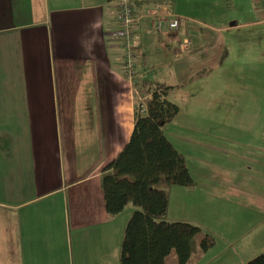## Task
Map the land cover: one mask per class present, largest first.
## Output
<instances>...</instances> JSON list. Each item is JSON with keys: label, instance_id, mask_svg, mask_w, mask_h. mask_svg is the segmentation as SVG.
Returning <instances> with one entry per match:
<instances>
[{"label": "crops", "instance_id": "0c3cea01", "mask_svg": "<svg viewBox=\"0 0 264 264\" xmlns=\"http://www.w3.org/2000/svg\"><path fill=\"white\" fill-rule=\"evenodd\" d=\"M253 2L134 0L137 67L172 84L168 97L186 104L162 129L186 157L189 189L202 196L194 207L169 197L167 218L235 227L215 264L264 252V81L224 74L249 72L255 59L264 65V11ZM162 6L180 17L178 30L155 28ZM117 28V0H0V264H119L130 210L106 211L101 174L129 138L139 97L124 75ZM75 98L68 119L59 99ZM206 99L238 102L259 121L250 123L252 137L201 133L194 114ZM207 251L194 241L192 260L200 264Z\"/></svg>", "mask_w": 264, "mask_h": 264}, {"label": "trees", "instance_id": "16d2710c", "mask_svg": "<svg viewBox=\"0 0 264 264\" xmlns=\"http://www.w3.org/2000/svg\"><path fill=\"white\" fill-rule=\"evenodd\" d=\"M209 71L203 68L194 77ZM136 72L139 87L148 97L137 102L129 138L101 174L104 206L110 215L120 213L130 202L136 206L123 229L119 264H167L173 249L177 263L187 264L201 227L190 220L168 219L167 212L172 186L191 187L195 180L185 155L162 129L180 107L168 97L172 84L150 78L139 68ZM214 242L211 233H202L200 252ZM246 264H264V252L251 256Z\"/></svg>", "mask_w": 264, "mask_h": 264}, {"label": "rangeland", "instance_id": "374dc122", "mask_svg": "<svg viewBox=\"0 0 264 264\" xmlns=\"http://www.w3.org/2000/svg\"><path fill=\"white\" fill-rule=\"evenodd\" d=\"M262 1L263 0H254L253 3L256 6L260 5L262 7V3H261ZM133 6H134V4H133ZM162 13L173 15V16L177 15L174 13V11L171 8L166 7V6H162L158 10H156V12L153 14L154 23H155L156 15L162 14ZM260 20L263 21L264 16H261ZM180 27H181V25L179 26V28ZM19 35L21 37V30L19 31ZM243 37L247 38L246 39L247 42H256L257 41V37H256V34L254 32H251L250 34L245 32V33H243ZM117 40L119 41L118 38H117ZM119 43H120V41H119ZM120 46L122 47L121 44H120ZM4 47L7 48L6 46H4ZM122 49H123V52L125 54V50L123 47H122ZM124 63H125V60L123 62V65H124ZM249 68H250L249 72L244 70V69H246V67L239 68L238 71L226 69L224 74L226 75V77H231V76L239 77L242 75L252 73L257 77H261V80L264 81V65L260 64L258 62V59H255L252 62H250ZM140 72L142 73V70H140ZM124 75H125V78L129 82H130V80L135 81L133 83L130 82V85H132V90H134L135 98L137 99L139 97L138 100H140V101H135L136 102L135 107H136L137 102L142 103L145 101V99H146V97L144 96L145 92L140 89L139 84H138V78H136L134 76L133 79H130L128 77V75L126 74V71H125V65H124ZM218 81L219 80H214L212 83L206 81L204 83L205 88L202 87L201 89L202 90L209 89L211 86H213ZM240 82L238 83V85H240ZM224 85H228V83L226 82V83H224ZM142 96H143V98H142ZM178 99H180V98L178 97ZM80 101H81V98L59 99L60 110L63 111V113L65 115H67L66 117L68 119H70V117H73L70 115V110L73 109L74 107L77 108L78 106H80ZM220 103H223V101H219L217 99H215V100L206 99V101L204 102V106L202 105L201 107H199L197 109V110H199V112L194 114V116H196L197 118L202 120L201 122H198V124L202 123L203 128L206 129V130H201V133H210L212 135L218 134L221 138H228V139H234L235 137L246 139L250 135H251L250 137H252L253 132L250 131L251 128H249V126H250V123L253 124L254 121L251 120V116L242 115L241 109L238 108L239 107L237 104L238 102L237 103L234 102L235 104L232 103V104H229L227 106H224ZM178 104H179V106H181V108H182V106L186 107V104L184 102H182L181 100H179ZM217 107H224V108H222L220 110H216ZM83 113H84L85 117L90 121L91 116L86 114L84 110H83ZM185 116H186V109L183 108L182 115L179 117V120L183 119V117H185ZM74 121L76 122V124L81 123L77 120H74ZM67 123H69V122H67ZM254 123L255 124L259 123L257 118H256V121ZM225 146H226L225 149H230L232 147L230 141H228V140H225V142L222 144V148ZM172 187H174L173 190H175V192H170V198L173 200H179L181 202V204L185 203V202H183L185 199L187 204L194 202L192 204L193 205L192 207H194L195 201H199L202 197V196H200V190L199 189H196V188L195 189H189V187L181 186V185H173ZM197 205H198V203H196V206ZM134 207H136L135 204L130 202V203H128L126 208H129V210L131 212V210ZM203 212L205 213V211H203ZM194 223H196L197 225H199L201 227V232H200L199 236H196V238L194 239V241H196V246L198 248V252H200V250H199V247H200L199 239H200L202 233L209 232L214 236V238L216 240V244H213L209 248V250L205 254L204 259L201 260L200 264H215V261H218L217 260L218 255L222 251H225V249H226L225 248V242H224L226 235H229V232L231 230H233L235 227H233V228H230L229 226L223 227L222 223H221V227H220V222L217 223V225H213L211 221L200 219V216H197V215H196V222H194ZM206 228H209L211 230H208ZM113 248H115V244L112 242V250H113ZM119 248H120V246H119ZM193 249H194V246H193ZM189 259L190 260H189V262H187V264H197L196 262H194L192 260V257H190ZM176 263H177V253L173 249L171 251V253L167 256V264H176Z\"/></svg>", "mask_w": 264, "mask_h": 264}, {"label": "built area", "instance_id": "2783aa9c", "mask_svg": "<svg viewBox=\"0 0 264 264\" xmlns=\"http://www.w3.org/2000/svg\"><path fill=\"white\" fill-rule=\"evenodd\" d=\"M262 3V9L264 11V0ZM134 0H117V17L118 28L115 35L119 39L120 44L125 50V71L130 79H133L137 75V49L133 40L132 25L135 19L134 15ZM162 10V9H161ZM181 25V19L178 15L158 14L155 18L154 26L157 30H178ZM191 40L186 39L183 42V48L189 47ZM131 83L135 82L130 80Z\"/></svg>", "mask_w": 264, "mask_h": 264}, {"label": "bare ground", "instance_id": "6f19581e", "mask_svg": "<svg viewBox=\"0 0 264 264\" xmlns=\"http://www.w3.org/2000/svg\"><path fill=\"white\" fill-rule=\"evenodd\" d=\"M138 68V67H137Z\"/></svg>", "mask_w": 264, "mask_h": 264}]
</instances>
